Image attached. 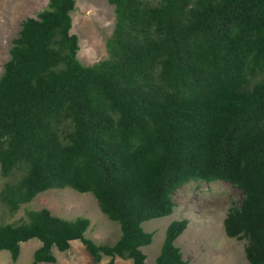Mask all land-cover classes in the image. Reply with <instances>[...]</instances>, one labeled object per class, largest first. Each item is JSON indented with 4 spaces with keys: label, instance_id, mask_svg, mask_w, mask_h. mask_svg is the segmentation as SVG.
Masks as SVG:
<instances>
[{
    "label": "trees",
    "instance_id": "1",
    "mask_svg": "<svg viewBox=\"0 0 264 264\" xmlns=\"http://www.w3.org/2000/svg\"><path fill=\"white\" fill-rule=\"evenodd\" d=\"M108 56H76L75 0H48L26 16L0 74V189L10 211L48 188L90 191L119 223L112 243L85 236L90 219L47 207L0 223V250L14 261L37 237L34 264L54 262L79 239L101 256L146 264L141 223L171 213L172 192L190 180L222 179L241 192L224 218L246 238L248 264H264V0H108ZM187 218L171 220L156 264H186L175 243Z\"/></svg>",
    "mask_w": 264,
    "mask_h": 264
},
{
    "label": "rangeland",
    "instance_id": "2",
    "mask_svg": "<svg viewBox=\"0 0 264 264\" xmlns=\"http://www.w3.org/2000/svg\"><path fill=\"white\" fill-rule=\"evenodd\" d=\"M48 0H0V74L9 57L12 38L17 35L22 19L36 16ZM70 31L76 33L79 48L77 58L90 65L108 56L106 40L111 36L115 23L114 5L108 0H75L70 12ZM22 170L15 168L10 174L0 173V189L7 181L15 180ZM175 202L169 214L151 217L141 225L146 231H153L152 240L140 248L146 254V264H156L155 257L160 250L167 224L178 218H187L188 223L175 243L180 247L186 264H248L244 252L246 238L226 234L223 218L232 204L239 203L240 190L228 181L217 179L210 182L190 180L172 192ZM47 207L53 214L65 218L79 215L90 219L85 236L96 243H112L119 233V223L107 217L90 191L80 192L70 186L48 188L37 193L29 202L21 203L18 209L10 211L0 199V223L27 220L29 209ZM37 237L20 242V252L12 260L7 249L0 250V264H34L32 254L40 245ZM56 256L54 262L41 261L36 264H105L110 258L102 255L95 261L79 239L70 240L69 248L60 251L52 247ZM112 264H133L131 258L115 256Z\"/></svg>",
    "mask_w": 264,
    "mask_h": 264
}]
</instances>
